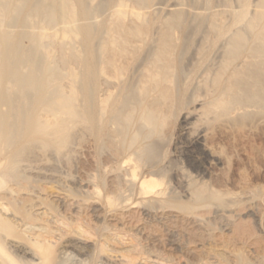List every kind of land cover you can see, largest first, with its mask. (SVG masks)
Here are the masks:
<instances>
[{
	"label": "bare ground",
	"instance_id": "obj_1",
	"mask_svg": "<svg viewBox=\"0 0 264 264\" xmlns=\"http://www.w3.org/2000/svg\"><path fill=\"white\" fill-rule=\"evenodd\" d=\"M131 1L135 7L126 9L124 0H107L94 6L88 0H0V264H70L72 259L78 264H173L165 254L154 255L151 246L140 245V231L112 232L110 225L100 222L96 209L91 211L94 223L82 217L81 204L75 198L95 196L98 186L94 181L89 191L84 181L73 180L70 185L56 176L60 164L74 153L77 137L83 143L91 141L96 150H102L106 141L115 140L116 144L111 143L115 155L126 159L134 155L137 163L149 161L156 155L167 116L186 103L180 91L183 71L176 53L182 49L177 42L189 38L190 11L187 9V14L172 6L165 10L168 17L157 25L155 16H149L157 9L155 0ZM237 1L240 8L237 6L239 11H235L238 13L230 28L224 23L225 17L220 19L221 10L218 15H203L205 7L200 15L192 17L199 26L208 22L206 27L215 40L213 57L219 59H213L219 62H214L215 73L205 93L210 96L202 104L205 111L201 116L214 109L224 114L239 110L244 115L252 106L264 112V0L255 2L250 10L249 0ZM107 10L108 22L101 16ZM100 16L106 21L97 20ZM152 34L157 37V46L151 41L154 48H149ZM136 61L142 66V75L131 85L125 77ZM71 67H77L78 74ZM194 103L198 104L197 100ZM190 118L184 117L182 123L188 124ZM197 129L185 151L193 153L201 148L204 136L200 134L202 129ZM202 156L193 157L191 162L203 173L209 159ZM42 161L45 164L41 166ZM122 168L118 166V170ZM134 172L126 183L139 185L140 202L133 204L142 209L144 216H155L157 205L172 206L171 197L166 199V190L157 189L160 185L156 180L150 177L138 181ZM51 182L63 184V189L62 185L53 186L59 192L71 193L74 201L41 197V185ZM191 182L187 187L196 204L216 201V209L227 207L216 193H206L199 187L191 189ZM109 197V209L116 210L130 201L120 202L119 195L114 201ZM174 207L182 212L192 210V206L183 204ZM249 216L254 225L261 227L256 214ZM169 238V246L180 252L175 235ZM212 255L202 264L252 263L242 254L231 263L223 255Z\"/></svg>",
	"mask_w": 264,
	"mask_h": 264
},
{
	"label": "rangeland",
	"instance_id": "obj_2",
	"mask_svg": "<svg viewBox=\"0 0 264 264\" xmlns=\"http://www.w3.org/2000/svg\"><path fill=\"white\" fill-rule=\"evenodd\" d=\"M103 1L106 2L107 0H88L92 6L100 2L102 3ZM257 1L258 0H249L248 9L250 10ZM124 3L126 9L135 7L131 0H124ZM237 4H239L237 0H155V8L157 9H155V13L151 10L149 16H155L154 18L152 16V18L155 19L157 25L168 17L165 10L172 6L187 11V14L190 11V15L188 14L187 16V21H190V30L193 33L190 32L188 34L187 37L189 38L186 39L187 41L177 42V44L179 43V45L182 46V49H178L179 51L176 53L177 56L180 55L181 61L179 62V68L183 71L181 72V75L182 73L183 75H180L179 86L180 91L183 93V101L186 100V103L183 102V105L174 108L171 115L167 116L161 133V139L159 140L160 142L157 143L158 150L156 155L149 161L137 163L134 155L131 157L128 155L129 157H127V159L124 156L115 155V153L112 152L113 146L111 144H116L115 140L111 143L106 141L102 150H96L95 147L92 148L93 143L91 141L83 143V141L81 142L80 138L77 137L75 140L76 143L74 141L77 145V149L75 144L73 145L75 154L73 153L69 156V158L71 157V159L68 158L69 162L65 159L63 165L62 163L60 164V169H58L56 173V176L61 178L60 182H70L68 183L70 185L74 184L73 180H77L78 182L84 181V184L88 183L90 188L89 191L92 189L93 181V184L96 183L98 186V191L95 196L83 195L81 196L82 199L77 195L78 198L75 196L77 199L74 197L75 201L78 200L81 204L80 208L82 210H80V213L87 222L89 221L91 224L96 221L93 216L95 214L91 212L92 209H96L98 211L96 215H100V222L103 223L104 221L105 224L107 223V225H110L109 227L112 232L114 230L124 229L132 234L135 231H140L142 234L141 240H144L139 241V243H141L140 245L145 247L151 246L150 252L154 255L164 256L165 254L167 258H170L169 260H172L171 262L173 264H183L185 262H188V264L191 262V264H195L196 261V264H202L206 259L208 261L212 254V257H215V255H223L230 263L233 262L238 255L242 254L244 257H249L248 261L251 260L249 263L264 264V112L257 110L256 106H252V108L249 109V113L244 115L240 114L241 111L239 110H233L224 114L216 109L207 116L200 115L202 114L201 112L205 111L202 104L209 100L208 96L210 95L207 93V96L205 93L209 91L208 83L212 79L213 73H215L214 69H216V67L214 62L217 64L219 61L215 60L219 59L213 57L214 53H212V50L215 45V40L213 33L206 27V25L208 26V22L206 21L207 23L205 22L203 26H199L192 17L200 15L198 13H201L202 9L205 7H207V10L209 9L210 13L209 11L205 12L206 9H204L201 13L203 15L211 13L216 15L220 13V11H217L221 10V13L225 16L221 14L219 17L220 19L222 18V20L226 18L224 23L230 28L233 25L236 13H238L235 11H239L237 6L240 8V4ZM191 10H194V12H191ZM223 11L226 12L224 13ZM144 12L146 13L147 11ZM231 14L234 15L232 16ZM109 15L110 10H107L104 12V15H101L102 17L104 16L103 18H106L107 21L101 16L97 20L108 22V19H110ZM107 16L109 17L107 18ZM162 17L164 19H162ZM191 20H194L196 23L194 24V21ZM195 30H197V32ZM209 34L211 38H208L210 37ZM152 35H150L151 40L149 45H147L149 48L157 46V37L155 34ZM154 37H156V41ZM151 41L155 44L154 46H152L153 43ZM23 45L26 46L27 43L23 42ZM201 49H208L209 52L208 50L204 52V50L200 53ZM204 54L205 56H203ZM199 57L201 59L200 61ZM205 63L208 65L211 63L209 65L210 67ZM132 66L136 68L134 67L127 73L125 81L131 83V85H135L141 77L139 74L142 75L139 71L142 66L137 65V61L134 62V64L132 63ZM206 67L207 70H205ZM70 69L74 74H78L79 70L77 67H71ZM184 69L187 70L185 71ZM131 74L134 75L130 76ZM129 77L130 79H128ZM185 79H187V82ZM181 86L183 89H181ZM198 95L201 97H198ZM192 97L193 99H190ZM195 99L198 104L194 103L196 102ZM199 99L202 102H200ZM186 116H191L188 124L182 123L183 118ZM197 128L200 130L202 129V132L199 131L200 134L204 136L202 137L201 148L193 150V153L185 151L192 135L194 136L196 135L195 133L198 132ZM198 153L203 155L202 157L209 159L208 163L204 166L205 169L203 170H205V172L203 171V173L196 169L191 162L193 157L200 158ZM41 159H43V157H41ZM44 164L43 161L39 163L41 166ZM119 165L123 167L120 170H118ZM132 171H135V176L138 175L136 177L138 181H142L143 178L146 180L150 177L156 180L160 185L157 189L166 190L165 194L168 195H165L166 199L167 197H171L172 200H170V203H172L171 205L173 208L172 206L170 207V205L166 208V205L164 207L157 205L156 209L159 207V212L155 211L156 215L153 213L155 216L151 215V218L144 216L142 209L136 204H133L135 202L138 203L137 201L140 202V197L138 195L139 185L137 184L132 187L126 183L127 180L132 178V176H130ZM149 173H151V175H148ZM124 175L126 176L124 177ZM67 179L70 180L67 181ZM190 181H192L191 184H193L191 189L193 187H199L205 189L206 193L208 190L209 192L216 193L224 203L226 202L225 204H227V207H225V205L223 208L216 209V201H209L207 204H196L195 198L192 199L190 197V188L188 189ZM81 183L83 184V182ZM53 185L55 187L62 185L60 188L63 187V184L57 185L55 182L48 184L44 183L41 185L42 190L38 191L41 192V197H47L51 200L61 198L65 199L67 203H72V201H74L71 193L65 194L62 191H60V193L58 191L59 189L55 188ZM124 185H127V188ZM45 186L47 187L45 188ZM71 188H73V186ZM64 190L67 189L64 188ZM62 193L63 195H61ZM110 193L112 195H110ZM66 195H69V197ZM115 195L121 196L120 202H124L123 199H125V201L126 199L127 201L130 200L128 203H126L127 201L124 202L126 205L128 204V206L121 203L119 205L120 210L118 209L119 206H117L116 210L115 208L109 209L106 205V197L114 201L113 198H115ZM90 196H93V199ZM85 197L90 198L88 199ZM79 199L83 200L84 204ZM88 200L89 202L86 205ZM131 201L132 206L129 204ZM175 204L192 206V210L182 212V210L174 207ZM252 212L261 220V227L254 225L252 218L249 216ZM170 234L175 235L176 244L178 243L181 247L180 252L177 250L174 251L169 246L170 244L168 241L170 239ZM179 241H181L183 245L181 242L179 243ZM210 250L213 252L212 254ZM70 261H72L69 262L70 264H78V261L76 262L74 259Z\"/></svg>",
	"mask_w": 264,
	"mask_h": 264
}]
</instances>
